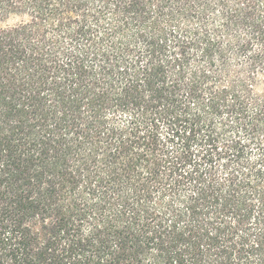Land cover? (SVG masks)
<instances>
[{"label":"trees","instance_id":"1","mask_svg":"<svg viewBox=\"0 0 264 264\" xmlns=\"http://www.w3.org/2000/svg\"><path fill=\"white\" fill-rule=\"evenodd\" d=\"M0 18V264H264V0Z\"/></svg>","mask_w":264,"mask_h":264},{"label":"rangeland","instance_id":"2","mask_svg":"<svg viewBox=\"0 0 264 264\" xmlns=\"http://www.w3.org/2000/svg\"><path fill=\"white\" fill-rule=\"evenodd\" d=\"M14 21H15L14 18H9L8 20H2V19L0 18V25H4V24H6V23H13Z\"/></svg>","mask_w":264,"mask_h":264}]
</instances>
